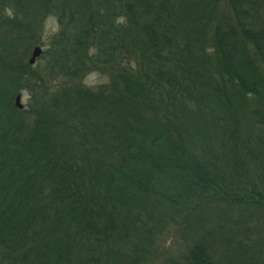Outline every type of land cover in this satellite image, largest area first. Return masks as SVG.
I'll use <instances>...</instances> for the list:
<instances>
[{"label": "trees", "instance_id": "1", "mask_svg": "<svg viewBox=\"0 0 264 264\" xmlns=\"http://www.w3.org/2000/svg\"><path fill=\"white\" fill-rule=\"evenodd\" d=\"M44 16L78 85L24 63ZM244 200L258 234L206 229L204 202ZM178 223L183 264H264V0H0V264H147Z\"/></svg>", "mask_w": 264, "mask_h": 264}, {"label": "rangeland", "instance_id": "2", "mask_svg": "<svg viewBox=\"0 0 264 264\" xmlns=\"http://www.w3.org/2000/svg\"><path fill=\"white\" fill-rule=\"evenodd\" d=\"M9 15V14H8ZM119 24H123L124 20L119 19L117 21ZM36 36V45L35 47H39L41 49V55L36 59L35 64L33 66L28 65V59L32 50L28 51L26 54L25 64L31 69L38 71V73L47 80V86L50 90H55L57 88H61L66 86L67 83H72V85H78V82L67 81L65 77H62L60 73L56 75H50V73H57V68H53L46 70V63L50 59H52V50L51 44L57 38L60 27L58 25L57 19L53 16H44L40 19L38 23ZM34 47V46H33ZM34 47V48H35ZM208 52V51H207ZM94 51L90 50L89 55H92ZM81 85L95 91L101 86H106L109 83L108 74L100 71H90L86 74L80 81ZM15 94L10 96L11 103L14 105V98L17 95H20V104L22 106L21 110L16 109L19 113L28 109L29 104V93L25 89L15 90ZM54 93V91L52 92ZM38 100V99H37ZM244 198V196H241ZM244 204H239L238 206H234L231 208V204L227 202H220V204H215L213 202L207 203L204 202L202 205L195 208V210L205 209L204 212V222H206V229L214 232H224L228 229H234L236 224L239 225L240 230L244 231L246 236H255L257 233V226L255 223V214L253 213V217L251 219L247 218V216L251 213L245 211L244 205H248L246 200L243 201ZM241 205V206H240ZM200 207V208H199ZM207 214V215H205ZM244 219V220H243ZM181 223V222H180ZM178 223L177 225L170 226L165 225L161 234H155L158 231L154 230L153 232V247L151 251L150 258L147 261V264H183V256L185 252L190 247L193 238L197 236V234H201L200 229L198 233V229H196L193 224H191L189 229L182 224ZM163 225V223L161 224ZM170 226V227H169ZM233 230V231H234ZM216 253V248L211 250ZM226 256L225 248L222 247L221 251L217 254V257H220V261L224 262V258Z\"/></svg>", "mask_w": 264, "mask_h": 264}, {"label": "water", "instance_id": "3", "mask_svg": "<svg viewBox=\"0 0 264 264\" xmlns=\"http://www.w3.org/2000/svg\"><path fill=\"white\" fill-rule=\"evenodd\" d=\"M41 55V49L39 47H35L31 54H30V57L28 59V65L29 66H33L35 64V61L36 59ZM20 95H17L15 98H14V107L18 110H21L22 109V106L20 104Z\"/></svg>", "mask_w": 264, "mask_h": 264}, {"label": "clouds", "instance_id": "4", "mask_svg": "<svg viewBox=\"0 0 264 264\" xmlns=\"http://www.w3.org/2000/svg\"><path fill=\"white\" fill-rule=\"evenodd\" d=\"M9 15H11V13L9 12Z\"/></svg>", "mask_w": 264, "mask_h": 264}]
</instances>
